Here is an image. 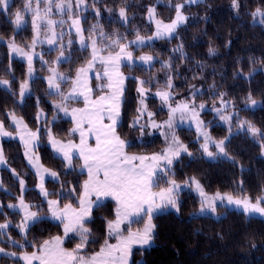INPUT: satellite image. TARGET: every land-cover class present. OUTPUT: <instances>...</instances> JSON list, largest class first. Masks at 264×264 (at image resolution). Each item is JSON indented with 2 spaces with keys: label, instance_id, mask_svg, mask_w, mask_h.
<instances>
[{
  "label": "trees",
  "instance_id": "obj_1",
  "mask_svg": "<svg viewBox=\"0 0 264 264\" xmlns=\"http://www.w3.org/2000/svg\"><path fill=\"white\" fill-rule=\"evenodd\" d=\"M182 0H86L88 10L84 13L85 20L81 21L84 34L91 33V26L99 23L108 37L118 34L133 38L136 31L141 35L153 31L152 23L147 20L148 8L153 6L156 15L169 20L175 13V5ZM24 0H9V12L21 9ZM240 7L237 12L232 8V0H202L197 4H184L183 11L188 20L177 29L172 39L155 40L152 44L138 48L156 57L151 67L139 65L123 66L128 74L124 101L121 106V117L117 131L127 142L125 149L134 153H149L159 150L163 143L158 134H151L144 129L143 136L139 126L130 128L132 120L137 116L138 93L137 82L131 77L151 80V84L144 87L153 91L158 87L167 88L168 76H172L170 89L175 96L186 95L191 89L197 88L195 101H211L221 98L228 99L238 108L239 118L252 121L257 127L264 129V26L255 24L251 12L257 7L264 9V0H238ZM171 5V7L169 6ZM126 8L127 23L119 18V9ZM99 9L101 15L96 16ZM112 9V12L107 11ZM11 14L0 13V78L10 81L7 87H0V120L7 125L8 114L14 113L23 118L30 126L37 125L36 113L40 108L46 115V121L54 115L45 79L38 73L30 81V93L23 101H18L20 83L26 75L25 62L10 57L7 41L14 37L17 41L29 40L32 31L29 26L15 29L11 23ZM15 29V31H14ZM99 31V29H97ZM121 41H125L122 39ZM183 45V52H173V49ZM214 48L215 55H209V48ZM53 55L54 51H49ZM136 52V50H135ZM88 58V50L74 46L71 50V61L59 63L63 71L71 74L84 64ZM171 60V70H162V61ZM253 70H255L253 72ZM253 72L252 77L248 73ZM155 77V79H152ZM252 93L253 99L259 101L254 108L243 107L247 103V96ZM39 101V103H38ZM149 109L154 115L159 111V101L150 95L147 98ZM158 114L165 117V110ZM210 112H203L205 118ZM209 125V121H207ZM52 133L57 137L69 135L70 120L58 117L49 125ZM210 133L217 138L226 136L229 128L220 123L209 126ZM180 138L188 146L189 157L182 154L180 160L174 164V176L171 179L183 182L196 177L206 193H231L233 195L247 194L255 201L264 190V157L260 154L259 142L245 132H235L226 144V151L233 159L218 158L209 160L200 155L198 142L192 129H178ZM45 134L41 135L38 153L42 164L58 174V180H47L49 193H57L64 187V193L58 198L60 203L76 204L81 185L85 177L82 171H69L62 161L54 156L45 142ZM6 166L0 169V203L2 213L0 221L10 220L18 222L19 213L6 207L20 194V178L26 183L23 194L25 201L36 205L38 213L45 212V203L35 189L36 178L26 165L22 147L15 139H4L1 142ZM13 173H16L14 175ZM243 181L242 191L240 182ZM163 185L166 184L162 180ZM159 186V184L157 185ZM161 186V185H160ZM76 191L70 197L66 193L69 189ZM200 204L198 197L189 190L179 193V212L167 210L160 212L153 219L156 225L154 244L150 247H135L132 251L130 264H264V219L249 217L241 211L226 209L218 206V211H225L221 217L211 215H191ZM115 204L111 199L104 200V206L96 208L92 213V220L86 227L92 230L91 242L82 249L84 255L97 251L107 240L106 221L115 217ZM141 222V220H140ZM59 223L41 217L27 233L24 249L31 250L42 241L54 235L61 234ZM8 233L17 240L21 235L12 226ZM63 242L65 248L75 246L80 238L71 236ZM0 245L9 248L12 245L0 237ZM22 249L18 246L13 247ZM3 257L0 258L1 262ZM139 260V261H138Z\"/></svg>",
  "mask_w": 264,
  "mask_h": 264
},
{
  "label": "snow or ice",
  "instance_id": "obj_2",
  "mask_svg": "<svg viewBox=\"0 0 264 264\" xmlns=\"http://www.w3.org/2000/svg\"><path fill=\"white\" fill-rule=\"evenodd\" d=\"M98 0H93V3ZM159 2V0H158ZM202 0H185L188 5L201 3ZM41 3L44 7L41 8ZM171 7V5H169ZM184 4L175 5V17L169 22L156 18L154 7L148 8V19L155 24V31L150 36H143L139 30L136 31L135 38L127 40L126 43H121V40H126L118 34H114L115 38H110L103 31L99 23L91 26V35L84 36V29L81 26V21L86 17L81 16L80 13L88 10L86 0H36V6L33 7L32 0H24L23 9H17L14 13L9 12V0H0V13L6 15L11 14L14 18L11 23L15 29H22L26 23L25 13L31 14V26L33 31L31 44L27 47L32 51H25L23 47L15 43V39L8 44L10 57L14 54L18 57L24 58L27 61V76L20 84L19 96L23 101L25 95L31 91L29 81L34 75L33 58L38 56L42 63L44 61L43 55L34 51L37 43H47L48 45L55 46L60 44L59 55L53 61L54 64L71 61V53L66 54L64 43V32L57 33L55 26L57 24L63 25L65 21L51 19L53 14V7L58 14H68V19L71 20L70 28L75 30L76 36L82 50L91 48V58L87 60L85 66L76 69L75 77L71 73L59 72L56 68H49L48 71L51 75L45 77L48 83V92L50 95H58L62 99L60 102H53V109L57 112H62L65 116L71 115L74 128L70 129V133L79 131L80 143L75 144L72 141L67 143L57 140L51 132L47 130L49 143L54 153L62 157V163L65 165L66 174L69 171H74L73 164L76 153L78 152L79 158L83 161L82 168L88 171L89 179L83 184V190L79 196V207L74 208L71 203L64 204L63 208L59 207L58 199H47L50 195L60 197L64 193V187L61 185V190L57 193H49L44 187L45 174L50 175L54 179H58V174L49 169L43 168L33 161L29 155L34 149L41 135V129L37 128L36 131L28 130L27 125L23 123L22 118H17L14 113L10 114L11 120L17 129V135L24 143L26 152L25 156L29 158V163L37 168V175L40 176V183L37 187L40 189L41 195L47 199L48 212L51 219L59 221L63 225L64 237L55 236L51 240H45L42 244L33 247L37 251L28 253L23 251L17 256L15 252H5L0 248V254L6 257H16L23 260L24 264H33V261H39V264H129V259L133 251V246H140L141 248L149 246L154 239L156 225L153 219L163 209L172 208L179 212V193L183 188L194 186V190L200 196L199 214L204 213L215 214L218 206L234 207L242 211L243 214L249 217L259 215L264 218V195L257 196L255 202L247 194L241 196H234L231 193H221L217 191L214 195L209 196L200 181L196 177H191L184 181L183 184L177 183L175 179L167 178L169 175L174 176L173 167L178 162L182 154L191 157L194 154L189 152L188 146L184 145L179 137L175 134V115L180 113V118L183 121L187 116H191L192 122L196 126L198 138H203V143L200 145L202 155L209 159H216L223 157L225 159H233L228 156L226 151V144L230 142L232 136V128L229 127V136L215 141L210 135L209 131L205 128L204 122L199 119V112L196 111L194 101L192 103L181 101L175 107L171 106L168 102L172 100L173 93L170 89L172 85V76H168L167 89L158 90L155 93L159 97L162 104H167L169 107L168 120L163 124H157L152 120L153 113L147 112V106L144 103L149 94V90L144 87L145 84H151V80H144L139 77H131L137 82V93L140 97V107L137 108V117L133 120L130 128L141 129V135L144 134V129L148 127L163 128L167 126L170 135L165 133L167 147L161 153H153L150 156L143 155H128L124 149L127 142L120 138L117 134V128L121 117V106L124 101V94L126 91L125 80L129 77L121 72V67L124 65L131 66L139 61L141 66L147 65L149 68L156 62V57L151 54H144L139 57H134L133 52L129 51L130 47H140L148 44L153 40L172 39L177 34V29L184 25L188 17L184 15L182 9ZM240 7L238 0H232V8L238 9ZM107 11L112 12V9ZM75 12V18L73 13ZM101 15L99 9L96 10V16L99 18ZM253 22L258 25L264 26V9L257 7L251 12ZM119 18L122 22L127 23L128 17L126 15V8L119 9ZM14 29V31H15ZM46 29V34L41 39V30ZM99 29V32H97ZM69 39L67 47L71 48L75 41L71 38V32L68 33ZM2 39V37H0ZM98 41L102 47H98ZM118 51L109 52L107 56L101 53L109 48H117ZM209 55H215V49L209 48ZM173 52H180L181 56L187 59L186 54L183 52V45L173 49ZM162 70H171V60L162 61ZM96 67H101L102 72L96 73L98 83L96 87L102 92L107 90L106 94L92 98L93 88L88 83V72ZM255 70H253L254 72ZM253 72H249L248 77H252ZM152 79H155L153 77ZM106 80L107 83L102 81ZM71 82V89L68 93L62 91V83ZM0 84L8 86L9 80L0 79ZM196 90L193 86V95L195 96ZM224 93H221V108L213 107L212 111L219 114L223 109H226L230 101L223 99ZM83 99L84 108H72L69 112L67 103L72 100ZM39 103V101H38ZM258 101L253 99L252 93L249 92L247 96V103L245 107H253L257 105ZM205 104L199 105L200 110H204ZM145 112L148 115V122L141 123ZM43 115V112L37 114V119ZM236 113L229 115H221L220 119L231 125L232 116ZM57 116H53V121ZM107 119L110 123L105 124ZM23 129V131H21ZM237 132H245L250 136L254 142H259L262 152H264V129L257 127L252 121L240 120ZM13 134L5 130L4 123L0 121V136L10 137ZM94 135L96 139V146L90 147L88 144V137ZM210 145L216 148V152L209 150ZM39 157H36V161ZM139 161L140 163H135ZM151 163H147V162ZM3 150L0 148V164L5 163ZM235 163V160L233 159ZM101 173L103 179H100ZM16 175V173H13ZM161 180H164L167 187H160L159 191H152ZM21 196L18 197L16 204H8L9 209H16L22 213L21 221L16 225L19 230L22 240H27V233L31 228L40 221L41 216L38 212L31 211L32 205L25 202L23 194L26 191V185L23 179H20ZM2 184V182H0ZM243 181L240 182L242 191ZM76 191L75 188L67 191L68 196H72ZM95 199H92V197ZM113 197L117 203L115 210V219L107 220V235L109 238L115 237L116 244H110L105 240V245L101 247L100 251L95 253L92 257H85L80 255L85 245L91 242L92 230L86 227L87 223L92 220L93 210L104 206L106 197ZM2 206H0V213H2ZM147 217V219H145ZM144 220L142 228H137L135 231L131 230L132 223H139ZM11 221L5 220L0 223V237L6 235L7 229ZM122 225L128 228L127 235H124ZM59 226V225H58ZM70 234L79 236L80 243L74 249L68 251L61 245L64 238H72ZM7 242L12 245H19L24 248L25 244L8 237Z\"/></svg>",
  "mask_w": 264,
  "mask_h": 264
},
{
  "label": "rangeland",
  "instance_id": "obj_3",
  "mask_svg": "<svg viewBox=\"0 0 264 264\" xmlns=\"http://www.w3.org/2000/svg\"><path fill=\"white\" fill-rule=\"evenodd\" d=\"M54 2H55V0H54ZM73 3H75V0H73ZM86 3H87V2H86ZM178 3H180V4H186V3H185V0H182V1L178 2ZM178 3H177V4H178ZM32 4H33V7H35V6H36V0H32ZM87 5H88V4H87ZM40 7L43 8V7H44V4L41 3ZM150 7H153V6H150ZM88 8H89V7H88ZM22 9H23V5H22L21 10H22ZM182 11H183V9H182ZM234 11L237 12V9H234ZM85 12H86V11L81 12L80 15L83 16ZM183 13H184L185 16H187V14H186L184 11H183ZM25 17H26V23H25L24 26H27V25H28L29 28H30L31 31H32V26H31V14L25 13ZM174 17H175V13H174V15H173V17H172L171 19H169V20H163V19L159 18V17L156 15V18H157V19H160V20L164 21L165 23H169ZM13 18H14V16H12V19H13ZM50 18H51V19H54V20H57V21H59L60 19H63V20L65 21V23H64L63 25H59V24H57V25L55 26V31H56L57 33H60L61 31H63L64 34H65L63 39H64V43H65V51H66V54H67L68 52L71 53V50H72V48H73L74 46H77L78 48H81V47H80V44H79V41H78V37L76 36L75 30H74L73 28H70L71 20L68 19V14H67V13H65V14H63V15L58 14V13L55 12V8L53 7V14H52V16H51ZM73 18H75V12L73 13ZM146 18H147V20H149V19H148V11H147V14H146ZM151 23H152V25H153V31H152L150 34L143 35V36H150V35H152V33L155 31V24H154L153 22H151ZM24 26H23V27H24ZM81 26H82V25H81ZM69 32H71V38L75 41V43H73V45L71 46V48H68V47L66 46V45H67V41H68V39H69V35H68ZM97 32H99V31H97ZM45 34H46V29H42V30H41V39L44 38ZM90 35H91V33L88 34V35H85V34H84L85 37H88V36H90ZM32 36H33V31H32ZM32 36H31V39H29V40H23L22 42L17 41L14 37H12V38H10V39L7 41V48H8V44H9V43L12 41V39L14 38V39H15V43H16L18 46L23 47V48L25 49V51H32V49H30V48L27 47L28 45L31 44ZM110 38H112V37H110ZM113 38H115V37H113ZM134 38H135V36H134L133 38H131V39H128V40H132V39H134ZM154 41H155V40L151 41L150 44H152ZM0 42H1V40H0ZM126 42H127V40H125V41H121V43H126ZM145 45H148V44H145ZM145 45H142V46H140V47H130L128 50L133 52L134 57H139V56L144 55V54H150V53H147V52H144V51H137L138 48H141V47H143V46H145ZM98 47H102V44H100L99 41H98ZM51 50L54 51L53 55H50L51 53H50L49 51H51ZM59 50H60V44H59V43H57L55 46L48 45L47 43H37V44H36L34 51H35L36 53H40L41 55H43V59H44V61H47V63H42L38 56L34 57V58H33V69H34V75H33V77H35L38 73H39L43 78H45V77L51 75V73L48 71L49 68H56L59 72L69 73L68 71L66 72V71L61 70L58 64H54V63H53V61H54V60L56 59V57L59 55ZM87 50H88V58L86 59V61L84 62V64L78 66L77 68L82 67V66H85L87 60H89V59L91 58V48L89 47ZM118 50H119L118 47L115 48V49H113V48H109V49L103 51V52L101 53V55L107 56V55L109 54V52H113V53H114L115 51H118ZM135 50H136V52H135ZM8 52H9V48H8ZM151 55H152V54H151ZM11 57H13V58H17V59H19V60L25 62V64H26V75H25L24 80H25V79H28V76H27V68H28V65H27V61H26V59L21 58V57H18V56L14 55V54H13ZM135 65H139V66H141L140 63H139V61L135 62V63H134L133 65H131V66H127V65H124V66L132 67V66H135ZM142 67L148 68L149 66L144 65V66H142ZM77 68H76V69H77ZM76 69H75V71L71 74L72 77H75V75H76ZM102 70H103V69H102L101 67H96V68L93 69L92 71H89L88 74H87V76H88V83H89V86L93 88V93H92V98H93V99H95V97H98V96H100V95L106 94V92H107V90H105L104 92H102L100 89H98V88L96 87V85H97L98 83H101V81H97V79H96V73H97V72H102ZM120 70H121V72H123V73L125 74V76L128 77V74L123 70V66L121 67ZM33 77H32V78H33ZM0 79H3V78H0ZM4 80H6V79H4ZM24 80H23V81H24ZM127 80H128V79L125 80V85H126ZM23 81H21V83H22ZM30 81H31V80H30ZM30 81H29V86H30ZM45 81H46V87H47V91H48V83H47V80H46V79H45ZM102 82L105 83V84L107 83L106 80H104V81H102ZM21 83H20V84H21ZM0 87H7V86H5V85H3V84H0ZM71 87H72V85H71V82H70V81H69L68 83H62V85H61L62 91H63L64 93H68V92L70 91ZM137 87H138V85H137ZM137 87H136V89H137ZM19 89H20V88H19ZM195 89L197 90V88H195ZM158 90H168V89H167V88H164V87H158V88L154 89L153 91H149V94H148L147 98H148L150 95H152V96H154L155 98H157V100L159 101V106L157 105V108H158L157 111H159V112L156 113L155 115H153L152 120H153L155 123H157V124H163L164 121H167V120H168V116H169V107H168L167 104H162L160 98L155 96V93H156ZM170 91H171V90H170ZM171 92H172V91H171ZM29 93H30V92H29ZM48 93H49V92H48ZM172 93H173V92H172ZM27 94H28V93H27ZM27 94H26V95H27ZM147 98H146L145 101H144V103H145L146 106H147V112H151V113L154 114L153 110L149 109V107H148ZM61 99H62V98H61L60 96H58V95H53V96L50 98V102H51V104H52V107H53V102H60ZM223 99H224V98H223ZM17 100H18V101H21V98H20V96H19V93H18V96H17ZM139 100H140V97H139V95H138V106H137V108L140 107ZM224 100H225V101H229L228 99H224ZM181 101H185V102H189V103H192V102L194 101V103H195V105H196V111L199 112V119H200L201 121L204 122V126H205V128H206L208 131H209V126H210V124L216 122V123H220V124L225 125L227 128H229V127L231 126V128H232V133H235V132H237V128H238V125H239L240 120H244V119H240V118H239V116H238V115H239V113H238V108L235 107V106H233L232 103H230L229 106H228L226 109H223L219 114H217L216 112L212 111L213 107H215V108H221V98L218 99V100H215V101H214V100H211V101H195V100H194V95H193V89H191L186 95H182V96H180V97H179V96H175L174 93H173V98H172V100H170L168 103L171 104V106L175 107L176 104L180 103ZM257 101H258V100H257ZM201 103H203V104L206 105V107H205L204 110H200V108H199V105H200ZM245 105H246V103L243 104V107H245ZM257 105H259V101H258ZM257 105H255V106H257ZM255 106H253V107H251V108H254ZM67 107L69 108V112H71V109H72V108H84V107H85V104H84L83 99L80 98L79 100H72V101H69V102L67 103ZM161 109L165 110V112L167 113V115H166L165 117H164L162 114H161L160 117H158V114L161 113V112H163V111H160ZM41 111L43 112V115L40 116L39 119H37V114H38L39 112H41ZM147 112H145L143 118L141 119V123H142V124L148 122V119H149V118H148ZM203 112H210V114L204 118V117L202 116V113H203ZM230 113H236V114H237V115L232 116V119H231V125H229V123H226V122H224V121H222V120L220 119V116H221V115H229ZM10 114H11V113L8 114V124H7V125L4 124V127H5V130H6V131L11 132L13 135L10 136V137L0 136V148H2V144H1V142H2V140H4V139H15V140H17V141L20 143V145H21V147H22V153H23V157H24L25 163H26V165L30 168V170L34 173L35 178H36L35 189H36V191L39 193L42 202L45 203V212L42 213V214H40V216H41V217H46L47 219H49V220H51V221H55V222L59 223V221L54 220V219H51V217H50V213L48 212V204H47V199H58V198H56V197H52V196H48L47 199H45V198L41 195V193H40V189L37 187V185L40 183V176L37 175V168H36V167H33V165L29 163V158L25 156V152H26L25 145H24V143L20 140L19 135H17V129H16L14 123H13L12 120H11ZM137 115H138V113H137ZM15 116H16L17 118H22V117H20V116H18V115H15ZM53 116H57V118H58V117L67 118V119L70 120V122H71L70 129L74 128V124H73V122H72L71 115L65 116L62 112H57V111L54 110V115H53ZM53 116H52V118H50V119L48 120V122H47V121H46V120H47V119H46V115H45L44 111L41 110V109L39 108V109L37 110V113H36L37 125H36L35 127H30V126H29L24 120H23V123L26 124L28 130H31V131H36L37 128H40V129H41V135H42V134H45V137H46L45 142H46V145L48 146V148L50 149L51 153H52L54 156L58 157V158L62 161V157H59V156H57V155L54 153V151H53V149H52V147H51V145H50V143H49V137H48V135H47V130L50 129V128H49V127H50L49 125H50V123L53 121ZM136 117H137V116H136ZM136 117H135V118H136ZM135 118H134V119H135ZM22 119H23V118H22ZM134 119H133V120H134ZM133 120H132V122H133ZM0 121H1V120H0ZM207 121H209V123H210L209 125L207 124ZM104 123L107 124V123H110V121H108L107 119H105ZM174 123H175V134H176V136L179 137V140L185 145V142H184V141L180 138V136H179L178 129H182V128H183V129H184V128H185V129H192V130L194 131L195 139H196V141L198 142V147H199V149H200V145H201L204 141H203V138H198V136H197V132H196V126H195V124L192 122V120H191V116H190V115L187 116V117L182 121L181 118H180V113H176V115H175V122H174ZM70 129H69V133H70ZM146 129H148V130L150 131L151 134H158V135L160 136L161 141H162V143H163L162 147H161L159 150H156V151H153V152H149V153H134V152H128L126 149H124V151H125L128 155H138V156H139V155H143V156H150V155H152L153 153H161V152L163 151V149L167 147L165 133L168 134L169 138H170V135H171V134L169 133V130H168V128H167L166 125H165L163 128H152V127H148V128H146ZM21 131H23V129H21ZM51 132H52V131H51ZM209 133H210V131H209ZM117 134L119 135L118 131H117ZM41 135H40L39 142H38L37 146H36L34 149L31 150V152L29 153V155L32 157L33 161H35L38 165H42L43 168L49 169L50 171H54V170H52L51 168H48V167L44 166V165L42 164L41 160H40V156H39V153H38V146H39L40 143H41ZM52 135H53L57 140H61V141L65 142V143H67L68 141H72V142L75 143V144H79V143H80V134H79V131L74 132V133H71V134H69V135L66 136V137H57V136H55L53 133H52ZM210 135L212 136V138H213L215 141H219V140L224 139L225 137L229 136V132L226 134V136L221 137V138L214 137L211 133H210ZM119 136H120V135H119ZM120 138H121V137H120ZM87 139H88V144H89L90 147H95V146H96V139H95V136H94V135L89 136ZM121 139H123V138H121ZM209 150L212 151V152H216V151H217L216 148H215L213 145H210ZM227 153H228V152H227ZM260 154L264 157V152H262V150H261V153H260ZM200 155H202V150H201V149H200ZM202 156H203L204 158H206V159H209V158H207V157L204 156V155H202ZM228 156L231 157V155H230L229 153H228ZM36 157H39V160H38V161H36ZM218 158H223V157H218ZM218 158H216V159H218ZM209 160H213V159H209ZM214 160H215V159H214ZM135 163L139 164L140 162H139V161H136ZM147 163H151V162L149 161V162H147ZM63 164H64V163H63ZM73 164H74L75 169H76L77 171H82V172L85 173V177H84L83 182H82V185H81V191H80V194H81V192H82V190H83V184H84V182H85L86 180L89 179V176H88V171H87V169L81 167V165L83 164V161L79 158V154H78V152L76 153V158H74V160H73ZM5 166H6V163L0 164V169H1L2 167H5ZM64 167H65V165H64ZM54 172H56V171H54ZM56 173H57V172H56ZM167 178H170V179H171L170 175H169ZM20 179H23V178H20ZM20 179H19V180H20ZM49 179H50V180H58V179H54V178H52L50 175L45 174L44 187L47 189L48 192H49V189L47 188L46 182H47V180H49ZM100 179H103V174H102V173H101V175H100ZM23 180H24V179H23ZM24 182H25V181H24ZM183 182H184V181H183ZM183 182H177V183L183 184ZM25 185H26V183H25ZM160 185H161V186H160ZM0 186H1V184H0ZM160 187H167V184H164V185H163V182H162V180H161V181L159 182V186L154 187V188L152 189V191H159V188H160ZM26 188H27V186H26ZM182 190H189V191H191V192L194 193V194L198 197V199L200 200V196H199L198 192L194 190V186L186 187V188H183ZM182 190H181V191H182ZM215 193H216V192H214V193H207V194H208L209 196H212V195H214ZM80 194H79V196H80ZM222 194H223V193H222ZM232 195H233V194H232ZM261 195H264V190H263V193H262ZM20 196H21V185H20V194L17 195V197H16L13 201L8 202V203L6 204V207H7V205L10 204V203H11V204H16V203L18 202V197H20ZM79 196H78L77 199H76V204L71 203L72 206H73L74 208H78V207H79V203H78V201H79ZM234 196H241V195H234ZM92 199H95V197L93 196ZM106 199H111V200L114 202V204H115L114 213H115V210H116V208H117V203H116L115 199H114L113 197H111V196L106 197L105 200H106ZM25 202L28 203V204H30V203L27 202V201H25ZM253 202H255V201H253ZM69 203H70V202L62 203V204H61L60 201H59V207H60V208H63L64 204H69ZM30 205H31V204H30ZM0 206H2L1 203H0ZM222 207H223V208H226V209H234V210L241 211V210L236 209V208H234V207H225V206H222ZM7 208H8V207H7ZM199 208H200V204H199L198 208H197L195 211H193V212L191 213V215H201V214H199ZM8 209H9V208H8ZM3 210H4V209H3ZM9 210H11V211H15V212L19 213L18 210H16V209H9ZM30 210H31V211H34V212H38V208L36 207V205L32 206V207L30 208ZM167 210H173V211H176L175 209H172V208L169 207V208H167V209H163V210H161V212H163V211H167ZM241 212H242V211H241ZM224 213H225L224 210L220 212V211H218V209H216V213H215V214H211V213H207V212H206V213H204L203 215H211V216L217 218V217H221L222 215H224ZM246 216H247V215H246ZM256 216H257V217H260L259 215H256ZM261 218H262V217H261ZM21 219H22V213H19V220H18V222H16V223L11 222V224H10L9 227H8V229H9L10 227L13 226V227L16 229V231L20 234L19 230L16 228V225L21 221ZM114 219H115V217H114L112 220H114ZM145 219H147V217H145ZM263 219H264V218H263ZM6 220H8V219H6ZM4 221H5V220H2V221H0V223H3ZM9 221H10V220H9ZM59 225H60V227H61V234H60V235H54V236H52V237H55V236L64 237L63 225L60 224V223H59ZM143 225H144V220H141V222H139V223H132V224H131V230L135 231L137 228H142ZM8 229H7L6 235L3 236V237H1L2 240H4V241L7 242L8 237H11V239H13V240H16V241H18V242H20V243H24L23 240H17L14 236H12L11 234H9V233H8ZM122 229H123V233H124V235H127V231H128L127 226H126V225H122ZM106 234H107V230H106ZM20 235H21V234H20ZM70 236H77V235H75V234H70ZM107 236H108V235H107ZM52 237H50V238L47 239V240H51ZM77 237L79 238V236H77ZM65 239H66V238H64V240H65ZM64 240H63V242H64ZM109 240H111V242H109ZM107 241H108V243H110V244H116V243H117V239H116L115 237H114V240H112V237H111V238L108 237V238H107ZM112 241H113V242H112ZM43 242H44V241H42L40 244H42ZM78 243H80V240H79ZM78 243H77V244H78ZM40 244H39V245H40ZM77 244H76V245H77ZM153 244H154V241H152L151 244H150L149 246H145V247H150V246L153 245ZM11 245H12V244H11ZM76 245H75V246H76ZM104 245H105V242L103 243V245H101V247H103ZM14 246H18V247H19V245L17 244V245H12V246L9 247V248H4V247H2V246L0 245V248H3V249L5 250V252H15V253H17V256H19V254H20L21 252H23V251H26V252H28V253H31V252H33V251H37V248H36V247H34V248L31 249V250H27V249H24V248H23V249H16V250H15V249L13 248ZM61 246H62L64 249L68 250V251H71L72 249L75 248V246H73L72 248H65L64 245H63V243H62ZM101 247H100L97 251H95L94 253H92V254H90V255H87V256L84 255V254L82 253V251H81L79 254H80V255H83V256H85V257H92L95 253H97V252L100 251ZM135 247H140V246H138V245L133 246V248H135ZM1 257H3L4 259H3L2 262H1V260H0V264H24V261H23V260L17 259L16 257H6V256H4L3 254H0V258H1ZM131 258H132V256H130L129 264H130V262H131ZM138 261H139V260H138ZM33 264H39V261H33Z\"/></svg>",
  "mask_w": 264,
  "mask_h": 264
},
{
  "label": "crops",
  "instance_id": "obj_4",
  "mask_svg": "<svg viewBox=\"0 0 264 264\" xmlns=\"http://www.w3.org/2000/svg\"><path fill=\"white\" fill-rule=\"evenodd\" d=\"M112 240H114V237H112ZM109 242H111V240H109ZM113 242V241H112Z\"/></svg>",
  "mask_w": 264,
  "mask_h": 264
}]
</instances>
